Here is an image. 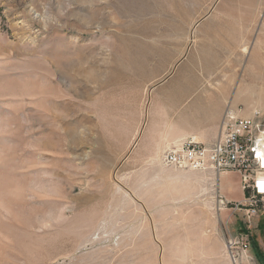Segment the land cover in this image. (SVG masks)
<instances>
[{
    "label": "rangeland",
    "instance_id": "1",
    "mask_svg": "<svg viewBox=\"0 0 264 264\" xmlns=\"http://www.w3.org/2000/svg\"><path fill=\"white\" fill-rule=\"evenodd\" d=\"M227 106L264 123V0H0V264H264L237 173L160 162Z\"/></svg>",
    "mask_w": 264,
    "mask_h": 264
},
{
    "label": "built area",
    "instance_id": "2",
    "mask_svg": "<svg viewBox=\"0 0 264 264\" xmlns=\"http://www.w3.org/2000/svg\"><path fill=\"white\" fill-rule=\"evenodd\" d=\"M261 114L260 110L238 114L227 106L211 140L181 138L161 151L160 162L178 170H211L216 176L237 173L243 198L235 202V208L242 209L249 220L256 215L259 206L264 205V123ZM225 248L233 263L251 258L246 234H230L225 239Z\"/></svg>",
    "mask_w": 264,
    "mask_h": 264
},
{
    "label": "bare ground",
    "instance_id": "3",
    "mask_svg": "<svg viewBox=\"0 0 264 264\" xmlns=\"http://www.w3.org/2000/svg\"><path fill=\"white\" fill-rule=\"evenodd\" d=\"M249 84H244V85H242V87H240V89L241 90H244V91H248V89H249ZM176 126L177 125H172V128H176ZM152 129H154V126H149V128H148V131H151ZM156 131V130H155ZM180 131H182V130H180ZM172 141L173 142H171V144L172 143H176V141H178V138L176 139V138H173L172 139ZM169 144V143H168ZM164 166V165H163ZM181 171H177V172H173V173H171V172H169L168 173V177H171V178H183V179H189V178H191V177H194V174H192V173H180ZM201 175V174H200ZM203 175H211V173L209 172V174L208 173H203ZM222 181H224L225 183H227L228 181H229V179H227V178H222ZM225 183H223V184H225ZM243 259H245V258H243ZM246 259H248V258H246ZM242 260V259H241Z\"/></svg>",
    "mask_w": 264,
    "mask_h": 264
},
{
    "label": "crops",
    "instance_id": "4",
    "mask_svg": "<svg viewBox=\"0 0 264 264\" xmlns=\"http://www.w3.org/2000/svg\"><path fill=\"white\" fill-rule=\"evenodd\" d=\"M216 132H217V126H212L209 129H207L206 131H204L203 134H199L198 137L211 139L215 136ZM193 137L196 138V136H193ZM228 174H232V173H228ZM240 192H241V195L243 196V192L242 191H240Z\"/></svg>",
    "mask_w": 264,
    "mask_h": 264
}]
</instances>
